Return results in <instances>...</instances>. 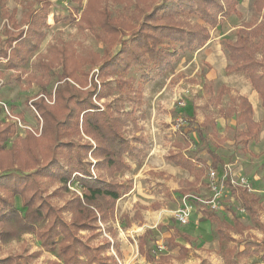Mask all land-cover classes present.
<instances>
[{"label":"trees","instance_id":"16d2710c","mask_svg":"<svg viewBox=\"0 0 264 264\" xmlns=\"http://www.w3.org/2000/svg\"><path fill=\"white\" fill-rule=\"evenodd\" d=\"M34 1L38 9L27 12L21 20L25 30L18 27L12 15L7 17L0 59L6 60L9 69L25 62L43 39L51 0ZM70 1L78 8L84 0ZM85 1L76 26L89 31L103 45L102 53L78 58L72 47H56L47 60L39 63L41 80L58 68V78L65 80V87L55 92L53 106L41 98L32 104L42 121L39 138L27 132L24 139L17 140V146L6 148L15 129L8 123L0 125V243L11 237L15 227L33 235L44 252L56 253L61 264H117L121 254L112 227L116 203L132 189L131 184L119 180L117 175L130 170V161L141 163L147 150L139 124L143 121L140 109L144 104L141 85L171 71L180 52L203 47L210 39L211 29L226 18L238 16V0H124L125 8L132 9L127 16L115 18L108 6L116 0ZM253 7L260 21L241 24L235 40L224 42L228 60L224 71L243 75L264 110V0H254ZM75 13L76 10L63 20L75 22ZM94 69L96 72L90 76ZM132 69L139 75L140 85L129 76ZM205 93L209 96L203 106L205 110L209 105L219 106L228 95L227 106L218 108L217 114L235 120L240 128L235 139L246 152L260 127L264 128V119L255 122L251 103L230 88L220 87L215 97H211L209 88ZM194 117L193 111L188 119L196 124ZM187 126L186 134L199 136L200 131L210 128V137L215 140L218 137L215 121L209 115L197 127ZM209 155L211 164L207 166L200 159L184 156L179 149L167 152L164 160L192 177L191 181H176L178 195L196 194L208 170L217 168L220 159L213 153ZM14 166H20L24 172L12 171ZM156 175L173 180L161 172ZM44 181L57 184L59 190H66V185L73 183L80 195L72 193L63 207L55 208L42 196L47 191ZM163 196H168L167 191ZM251 196L248 197L253 199ZM16 197L20 199L22 214L14 206ZM239 201L247 209L245 198ZM138 207V210L147 209ZM149 209L159 211L162 205L152 204ZM138 210L134 214L136 219ZM199 213L216 225L218 245L226 257L242 261L259 257L264 263V244L245 243L240 251L229 249L228 244L233 240L225 231V224L208 210ZM65 214H69V220H65ZM127 216L122 217L127 219ZM233 225L236 233L245 230L235 218ZM156 228L169 233L167 246L176 248L178 259H184L188 249L178 240L190 244L192 238L174 227L157 225ZM102 232L111 240L102 237ZM150 236L151 231L146 230L137 237L138 254L146 264H171L170 256L152 255L146 249ZM98 239L100 242L93 245ZM111 249L117 259L109 254ZM38 255L35 253L33 257ZM20 260L21 256L12 255L0 259V264H20Z\"/></svg>","mask_w":264,"mask_h":264},{"label":"rangeland","instance_id":"374dc122","mask_svg":"<svg viewBox=\"0 0 264 264\" xmlns=\"http://www.w3.org/2000/svg\"><path fill=\"white\" fill-rule=\"evenodd\" d=\"M253 2L254 0H238V16L226 18L219 26L211 29L210 41L206 46L180 52L171 71L154 82L141 85L144 104L140 109L143 121L139 124L147 144L146 157L150 149L156 148L159 163H146L145 157L142 166L132 165L133 168L128 174L117 175L119 180L128 182L133 189V195L131 193L130 197H123V200L116 203L112 227L117 234L121 258L117 259L112 249L109 254L117 259V264H146L144 258L138 254L136 246L137 237L146 230L151 231L146 249L152 255L170 256L171 264H264L259 257L243 261L234 259L233 256L226 257L218 245L216 225L208 222L199 213L203 209L208 210L225 224L224 229L233 240L228 244L229 249L240 251L245 243L264 244V128L260 127L255 141L250 142L244 152L235 139L236 132L240 129L236 127L235 120L223 119L217 114L218 108L227 106L228 95L222 98L219 106L209 105L206 110L203 108L209 97L205 93L206 88L211 90V97H215L222 86L246 96L253 105L256 103L246 92L247 87H250L248 80L241 74H227L224 71L228 64L224 42L235 40L241 24L260 21ZM85 3L84 0L77 8L70 0H51L46 26L42 30L44 36L37 50L25 62L17 63L13 69L6 66V60L0 59V125L8 123L15 129V134L5 145L6 148L17 146V140L24 139L27 132L35 138L41 136L42 121L32 104L41 98L47 105L53 106L55 92L65 87V80L58 78L59 68L41 80L38 65L48 59L53 48L70 46L78 58H88L90 53H102L103 45L89 31L80 30L76 26L78 15L84 9ZM37 9L38 3L34 0H0V50L4 48L3 32L7 26V17L12 15L18 27L25 30L26 27L21 24L22 18L27 12ZM131 9L132 7L129 10L125 8L124 0H116L115 4L108 6L113 18L127 16ZM74 10L75 22L63 20ZM56 17L58 21L54 20ZM191 21L195 22V18L191 17ZM84 70L88 72L86 68ZM93 72L96 69L89 72L90 76ZM129 76L134 77L140 85L139 75L133 69ZM68 82L71 84V81ZM193 111L196 124L188 119ZM206 115L213 117L215 121L218 134L216 140L210 137V128L200 131L199 136L195 133L186 134L188 124L195 128ZM263 119L264 111L259 105L253 111V120L261 122ZM178 149L184 156L200 159L207 166L211 164L210 153L220 159V164L213 169L216 181L221 185V197L216 198L218 210L208 209L205 203L212 198L208 172L196 194H191L183 201L182 196L176 193V181H191L192 177L172 164L170 169L165 167L161 157L167 151L177 152ZM12 171L24 172L20 166L12 167ZM159 172L172 176L173 180H164L156 175ZM44 185L47 191L42 196L55 208L63 207L72 193L80 195V190L73 183L67 184L66 190H59L57 184L48 181H44ZM165 191L168 193L167 197L163 196ZM239 198H245L247 209L241 205ZM157 203L162 205L161 210L149 209L152 204ZM14 206L23 213L18 197L14 200ZM138 206L147 209L138 210ZM137 210L139 217L136 219L134 214ZM178 210L188 213L187 223L184 225L175 220ZM125 214L128 215L127 219L122 217ZM64 218L69 220V214H65ZM234 218L245 228L242 233L234 230ZM157 225L177 228L192 238L190 244L182 239L178 240L188 249L184 259H178L176 248L170 249L167 246L169 233L163 228L157 229ZM12 228L11 237L0 243V259L18 255L21 256L20 264H46L52 261L61 264L56 259V253L44 252L33 235L21 232L19 228ZM102 237L111 240L104 232ZM99 242L100 239L92 244ZM35 253L39 255L33 257ZM28 256L32 259L27 260L25 257Z\"/></svg>","mask_w":264,"mask_h":264},{"label":"built area","instance_id":"2783aa9c","mask_svg":"<svg viewBox=\"0 0 264 264\" xmlns=\"http://www.w3.org/2000/svg\"><path fill=\"white\" fill-rule=\"evenodd\" d=\"M215 172L213 169H209L208 171V177L210 179V183H209V189H210V194L212 195V198L210 200H206V204L208 205L207 208L211 209V210H218V206L216 204V198L218 199L219 197H221V191H220V187L221 185L216 181V177H215ZM191 194L188 195H184L181 197V199L183 201H185L187 198L190 197ZM175 220L181 224L184 225L187 223V217H188V213L184 210H178L175 214Z\"/></svg>","mask_w":264,"mask_h":264},{"label":"crops","instance_id":"0c3cea01","mask_svg":"<svg viewBox=\"0 0 264 264\" xmlns=\"http://www.w3.org/2000/svg\"><path fill=\"white\" fill-rule=\"evenodd\" d=\"M210 36H211V34H210ZM209 41H210V39H209ZM209 41L204 45V46H206L208 43H209ZM203 46V47H204ZM225 69V68H224ZM250 85V84H249ZM246 92L250 95V96H252L253 98H254V100L256 101V103H255V105H253L249 100V102L251 103V105H252V108H253V111H255V109H257L258 108V106L260 105V100H259V98H258V96H257V94L252 90V88H251V86L249 87H247V89H246ZM241 95V94H240ZM241 96H243V95H241ZM243 97H245V98H247L246 96H243ZM248 99V98H247ZM264 111V110H263ZM147 152V151H146ZM168 152V151H167ZM166 152V153H167ZM158 154L156 153V148L155 149H150L149 151H148V154H147V157H146V163H148V162H154V163H156V164H158L159 163V159H158V156H157ZM166 155V154H165ZM165 155H163L162 157H161V162L165 165V167H168L169 169H170V163H169V165H168V162L166 163V161L164 160V156ZM150 160V161H149ZM143 163V161L141 162V163H136L135 161H130L129 162V164H130V170L128 171V172H126L127 174L131 171V169L133 168V166L132 165H139V166H142L141 164ZM172 167V166H171ZM176 170V169H175ZM125 173V174H126ZM135 189H136V187H135ZM134 189V190H135ZM132 190V191H131ZM130 191H129V193L128 194H126V195H124L123 197H125V198H128V197H130L129 196V194H131L132 193V195H133V189H131ZM135 192V191H134ZM123 197L120 199V200H123ZM133 197V196H132ZM120 200H118V203L120 202Z\"/></svg>","mask_w":264,"mask_h":264}]
</instances>
